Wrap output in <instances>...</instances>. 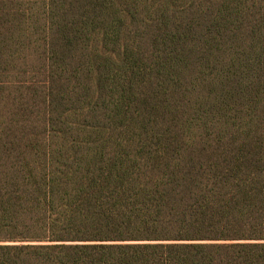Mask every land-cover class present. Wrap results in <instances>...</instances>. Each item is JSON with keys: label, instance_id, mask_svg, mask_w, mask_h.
<instances>
[{"label": "trees", "instance_id": "1", "mask_svg": "<svg viewBox=\"0 0 264 264\" xmlns=\"http://www.w3.org/2000/svg\"><path fill=\"white\" fill-rule=\"evenodd\" d=\"M0 264H264V0H0Z\"/></svg>", "mask_w": 264, "mask_h": 264}]
</instances>
